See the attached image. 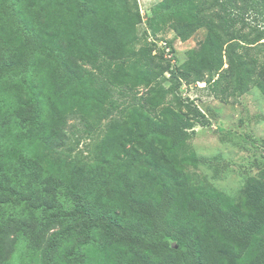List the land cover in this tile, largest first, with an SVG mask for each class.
<instances>
[{
	"label": "trees",
	"instance_id": "16d2710c",
	"mask_svg": "<svg viewBox=\"0 0 264 264\" xmlns=\"http://www.w3.org/2000/svg\"><path fill=\"white\" fill-rule=\"evenodd\" d=\"M10 1L0 0V264H264V170L239 203L194 185L188 142L205 116L176 92L205 83L223 104L251 89L264 97V0H160L153 38L205 30L176 66L138 32L136 0ZM77 119H109L92 163L67 140Z\"/></svg>",
	"mask_w": 264,
	"mask_h": 264
},
{
	"label": "rangeland",
	"instance_id": "374dc122",
	"mask_svg": "<svg viewBox=\"0 0 264 264\" xmlns=\"http://www.w3.org/2000/svg\"><path fill=\"white\" fill-rule=\"evenodd\" d=\"M136 1L147 23L150 9L160 0ZM10 3V0H5L4 6L8 10L12 8ZM248 22L250 26H261L252 17ZM143 30L144 26H139L140 34H143ZM204 36L205 30L201 29L187 41L180 42L170 30L164 29L153 39L156 41V50L160 41L166 43L172 52V63L176 66L185 60L187 50L201 44ZM7 49L0 42V62L6 59L9 53ZM167 80L165 77V87L169 85ZM143 91L140 90L139 95ZM176 92L205 116L203 123L194 126L188 142L191 150L200 159L196 168H188L193 184L209 185L239 203V193L246 180L257 178L258 172L264 170V97L256 89H251L235 103L223 104L212 96L205 83L190 86L181 84ZM118 100L127 107L128 99L125 102ZM118 114V111L114 112V116ZM108 124L109 119L69 121L65 132L73 156L92 163L97 147L106 135L105 128Z\"/></svg>",
	"mask_w": 264,
	"mask_h": 264
},
{
	"label": "built area",
	"instance_id": "2783aa9c",
	"mask_svg": "<svg viewBox=\"0 0 264 264\" xmlns=\"http://www.w3.org/2000/svg\"><path fill=\"white\" fill-rule=\"evenodd\" d=\"M140 16H141V19H142L141 25L144 26V30H143V31L146 32L147 41H148V42H154V43H156V41L153 39V37H152L151 34H150V31H149V29H148L147 23L145 22V21H147V20L144 19L143 14H141V12H140ZM157 45H158V48H160L161 50L164 51L165 58H170V57H171V55L168 54V48H167L165 42L160 41ZM169 55H170V56H169ZM166 76H168V74H166Z\"/></svg>",
	"mask_w": 264,
	"mask_h": 264
}]
</instances>
